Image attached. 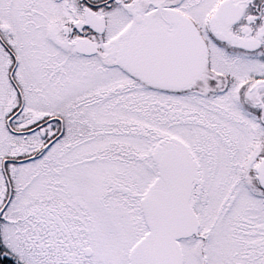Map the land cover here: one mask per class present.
I'll list each match as a JSON object with an SVG mask.
<instances>
[{"label": "snow or ice", "instance_id": "1", "mask_svg": "<svg viewBox=\"0 0 264 264\" xmlns=\"http://www.w3.org/2000/svg\"><path fill=\"white\" fill-rule=\"evenodd\" d=\"M0 264H264V0H0Z\"/></svg>", "mask_w": 264, "mask_h": 264}]
</instances>
